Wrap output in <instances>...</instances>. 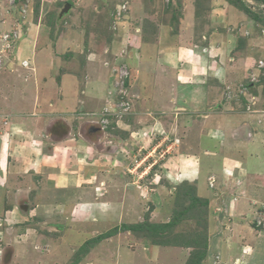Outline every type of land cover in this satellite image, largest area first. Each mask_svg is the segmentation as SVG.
I'll return each instance as SVG.
<instances>
[{"label":"rangeland","instance_id":"1","mask_svg":"<svg viewBox=\"0 0 264 264\" xmlns=\"http://www.w3.org/2000/svg\"><path fill=\"white\" fill-rule=\"evenodd\" d=\"M67 4L72 9L61 16ZM223 34L238 42L236 52L249 48L242 54L262 59L263 74L253 87L250 77L220 87L215 82L224 103H237L229 104L231 113L245 114L251 123L254 112L264 108V0H0V125L7 128V123L21 118L13 117L22 114L12 108L27 107L14 102H22L19 96L25 91L40 87L38 78L54 69L57 57L63 58L51 74L58 78L65 72L67 79L79 82V89H71L78 102L69 99L72 105L67 101L64 105L56 97L43 109L59 118L45 132L47 143H57L58 150L49 144L45 153L60 157L65 150L67 157L90 159L89 164L74 167L79 169V186L75 181L60 185L69 191L43 192L34 184L32 191L18 196L8 191L9 203L5 200L0 208V264H220L232 254L230 239L217 254L211 252L210 242L216 233L234 232L230 204L242 197L263 212L247 225L264 230V204L259 207L251 197L264 198L259 191H264V166L248 180L235 174L221 179L222 174L209 172L210 189L201 181L187 180L186 172L185 179L174 174L177 150L185 147L175 139V110L166 114L148 109L156 106H146L153 97L148 92L150 79L136 72L150 70L146 50L153 58H160L162 52V58H168L167 48L176 51L182 40L189 48L205 47ZM175 55L173 66L180 60ZM35 58L40 71L34 75ZM97 81L100 87L105 82L101 97L92 91ZM215 87L211 81L207 88L213 92ZM44 99L42 94L38 104ZM207 140L209 149L216 150L218 141ZM191 142L189 138V147ZM187 152L181 161L191 157ZM218 157L217 162H222L223 156ZM201 158L205 167L215 166L214 157L201 152ZM198 185L208 190H199ZM214 192L223 196L218 206H212L211 200L206 207L195 202L198 197L206 200L205 194L210 199ZM97 203L104 209L97 206L100 211H90L88 221L71 219V211L79 205L89 208ZM37 204L39 211L27 218ZM9 205L16 206L18 222H33L18 228L6 222L4 211L11 209ZM59 226L68 227L64 234Z\"/></svg>","mask_w":264,"mask_h":264},{"label":"crops","instance_id":"2","mask_svg":"<svg viewBox=\"0 0 264 264\" xmlns=\"http://www.w3.org/2000/svg\"><path fill=\"white\" fill-rule=\"evenodd\" d=\"M215 39L214 42H209L205 47L194 45L191 48L188 47L187 41L182 40L181 45L177 47L176 51L170 46L167 48L166 55L168 58H162L163 52L161 54L159 53L160 58H153L146 50L145 52L150 58L149 60L152 61L149 62L150 70L146 72L144 68L136 69L137 73H143L142 75H147L150 79L148 88L151 91L148 92L150 93L149 96L153 97L151 100L149 99V104L146 106H150L151 104L156 106L147 108L154 112L166 114L175 110L173 112L175 113L174 121L176 125L175 139H180L182 144L185 143V147L182 150H177L180 157L177 158L176 156L175 158L174 165L176 169L174 170V174L178 173L185 179L184 172H186L188 174V177H186L187 180H196L198 182L197 184L201 181L202 184H200L208 188L210 177L207 174L209 172H212L215 176L222 174L223 178L221 179H224L226 174L229 176L235 174L240 175L239 179L248 180V175H251L253 171H259L264 166V108H259L254 112L253 122L250 123L247 120V115L231 113L229 104L237 105V103H224L222 98L218 96L220 94L215 87V82L217 81H219L220 84H218L220 87V85L226 86L234 82V80H239V78L244 79L246 77H250L249 87H253V84L263 74L262 69L258 67V63L262 59L252 58L250 55L245 56L244 53L242 54V51H249V48L236 52L238 46L235 49L234 46L238 42L230 38L227 34L225 36L223 34L221 38L220 35H217ZM218 40L221 41L220 44H218ZM229 40H232L234 43L230 44ZM176 53H178L177 57L175 55ZM174 55L175 58L180 59H178L179 61L176 66L171 65L174 63L172 60ZM153 59L157 62H154ZM35 60H37L36 63L33 62L32 64L34 67H31L34 75L35 71L36 73L40 71V63H38V59L35 58ZM61 61H63V58L57 57V60L53 64L54 69L59 67ZM160 65L162 66L158 70L157 67ZM25 67L30 69L28 66ZM160 68H166L167 72L163 74ZM52 71H48L46 75L44 73V77L38 78L37 83V85L40 83V87L44 86L43 90L48 91V93L44 94L38 86L36 90L25 91L23 95L19 96V98H23L22 102H20V99V101L14 103H23L27 108H12L14 112L20 111L22 114H14L13 117L21 118L16 119L14 123H7L9 124L7 128L0 125V208H2L1 206L5 207V200L9 203L10 196H8V191L10 189H12L16 196L22 191H25V193L26 191H32V184L36 186V189L43 192L46 190H52L53 192H62V190L69 191V188L60 187V185L71 184L75 181V186H79L81 180L76 177L79 169H74V167L76 165L82 167L83 165L89 164L90 159L71 157L70 154L67 157L65 150L60 151V157L57 154L53 156L45 153L48 145L51 144L47 143V139L49 141L50 138L45 136V132L59 118L56 119L57 116L50 115L51 113L49 112H43V109L46 106H51L53 104L52 101L56 97L60 99L61 104H64L66 101L68 104L69 99H73L72 101L74 102L78 94H73L71 89H79V82L75 81L76 79H67L68 77L64 75L65 72L62 77L55 78L51 74ZM24 72L25 75H30L34 78L33 73L29 74L28 71ZM97 78L98 76L94 80L96 81ZM60 79L61 82H59ZM186 80L188 81L186 82ZM171 81L175 83L172 84ZM211 81L215 87V91L213 92L210 88H207ZM60 83L63 85H60ZM104 83L101 87L98 81L94 84L95 86L92 88V91L95 92L94 94L99 95V97L105 95ZM258 85L260 84L256 83L255 87L257 88ZM64 86H67L68 90H65ZM42 94L45 95V103L40 105L38 104V100ZM89 94L91 93L87 92V96ZM213 94H217V96L214 97ZM163 97L165 99L164 102L167 104L160 101ZM253 98L256 97L253 96L250 99ZM68 105H72V103ZM241 105L244 106L242 103ZM35 109L39 110V112H36ZM211 110L213 111L209 112ZM210 115H214L215 118H211ZM2 116L5 117L4 115ZM60 119L63 118L60 117ZM32 123L39 124L33 125ZM209 133L213 134V136ZM168 138L173 137L168 136ZM189 138L193 141L190 143L192 144L190 147L188 144ZM207 139L218 141L216 150L209 149L211 147ZM51 146L53 150H58L57 143L54 142ZM184 152H187L185 154L191 155V157H187L186 159L183 157L185 160L181 161L182 156H185L183 155ZM195 152L199 154L200 159L199 156L195 155ZM201 152L207 157H214L213 164L215 166L205 167L201 158ZM207 152L208 154H206ZM91 156L92 153H90ZM218 156L220 158L223 156L222 162H217ZM195 158L198 160L197 163ZM220 158L218 157V159ZM180 169L184 171L182 172ZM217 181L218 184H215L218 189L220 181L219 179ZM207 187H205L206 190H208ZM198 188L199 190L206 191L204 187L201 188L199 185L197 186ZM259 191L264 195V191ZM205 195L208 196V194ZM207 196L205 198L208 201L211 200V204L213 203L212 206H218L220 203L219 199L223 198L221 193L219 194L217 192H214L210 199ZM201 197L204 196L201 195ZM251 197L259 207L264 204V198L254 197V195ZM245 201L246 199L243 197L235 204L231 201V217L236 222L234 232L231 231L229 235L223 232L216 233L210 242L211 252L217 254L225 242L230 239L229 241L231 243L229 248L232 254L227 261H223L220 264H264V230H254L250 225H247L249 220L252 221V216L255 217L257 214L258 216L262 215L263 212L259 208H255L250 201ZM239 202L240 204L238 205ZM232 204L234 205L232 206ZM103 205L97 203L95 206L87 208L84 204H81L76 211V208L71 211L73 214V218L71 219L74 222L84 219L87 220L89 216L91 217V215H88L90 211L93 210L96 213L100 211L97 210V206L100 209H104ZM9 207L11 209L4 211L6 222H12L17 228L18 226L23 227L24 224L33 222V220L30 221L28 219L29 221L21 224L23 222H18L19 220H17L16 206L9 205ZM39 209L40 205L37 204V206L30 210V213L26 217L34 218L32 215H35V212L39 211ZM68 210L70 211V207ZM0 212L2 211L0 210ZM71 219L69 220L71 221ZM25 226L27 228V225ZM61 228L64 234V231L68 227L59 226V230ZM73 228L72 224L69 225V229ZM29 230L33 231L34 228L29 227ZM73 237L74 235L71 238Z\"/></svg>","mask_w":264,"mask_h":264},{"label":"trees","instance_id":"3","mask_svg":"<svg viewBox=\"0 0 264 264\" xmlns=\"http://www.w3.org/2000/svg\"><path fill=\"white\" fill-rule=\"evenodd\" d=\"M194 188V187H193ZM195 190H196V188H195ZM196 192H197V190H196ZM198 202V203H202L203 205H202V207L205 205V207L208 205V202H207V200H205L204 198H200V197H198V198H196L195 199V202ZM201 207V208H202ZM167 225L168 224H166L164 227H167ZM124 227H126V226H123L122 228L125 230V228ZM129 227V226H128ZM169 227V226H168ZM129 228H131V227H129ZM150 228V227H149ZM116 230V229H115ZM106 236V235H105ZM101 238H104V236H102ZM99 239V238H98ZM88 243H91V242H87L86 244H88ZM82 249V248H81ZM85 254V253H84ZM199 261V260H198Z\"/></svg>","mask_w":264,"mask_h":264},{"label":"water","instance_id":"4","mask_svg":"<svg viewBox=\"0 0 264 264\" xmlns=\"http://www.w3.org/2000/svg\"><path fill=\"white\" fill-rule=\"evenodd\" d=\"M71 9H72V5L71 4H67L65 6L64 10L61 13V16H63L65 13H68Z\"/></svg>","mask_w":264,"mask_h":264},{"label":"clouds","instance_id":"5","mask_svg":"<svg viewBox=\"0 0 264 264\" xmlns=\"http://www.w3.org/2000/svg\"><path fill=\"white\" fill-rule=\"evenodd\" d=\"M261 63H262V62H259V65H258L259 68H261V66H262ZM25 68H27V67H25ZM217 264H218V263H217Z\"/></svg>","mask_w":264,"mask_h":264},{"label":"built area","instance_id":"6","mask_svg":"<svg viewBox=\"0 0 264 264\" xmlns=\"http://www.w3.org/2000/svg\"><path fill=\"white\" fill-rule=\"evenodd\" d=\"M261 64H262V63H261ZM122 75H123V76H126L127 74H126L125 72H122Z\"/></svg>","mask_w":264,"mask_h":264}]
</instances>
